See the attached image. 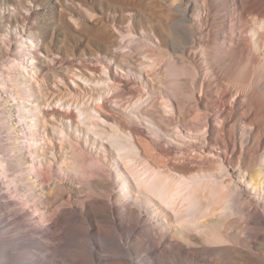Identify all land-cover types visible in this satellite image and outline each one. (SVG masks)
Returning <instances> with one entry per match:
<instances>
[{
    "label": "bare ground",
    "instance_id": "bare-ground-1",
    "mask_svg": "<svg viewBox=\"0 0 264 264\" xmlns=\"http://www.w3.org/2000/svg\"><path fill=\"white\" fill-rule=\"evenodd\" d=\"M191 2H182L180 12L172 8V11L181 13L183 26L179 32H187L185 37H179L183 47L179 48L172 42L170 44V49L181 56L187 52L185 45L200 46V42L194 38L195 24L189 18L197 6V0L195 4ZM207 16L204 19L206 25ZM226 23L230 25L226 40L230 50L242 45L258 55L264 51V14L246 16L241 28L244 32L240 30V34L237 33L240 37L234 34V24L229 21ZM235 38H239L238 41ZM149 44L157 46L151 41ZM157 48V52L168 50L165 46ZM170 56L165 54L166 59ZM258 58L255 57V60ZM177 60L180 64L177 67L182 69V75L178 74L186 75L190 66L186 65L182 57ZM137 64L151 71L152 66L147 60ZM87 68L90 71L87 75L73 74L89 83L106 85L107 81H111L101 70ZM172 68L169 70L176 75V68ZM191 70L195 79L201 81L198 92H189V95L178 91L174 86L178 80L171 83L175 89L171 87L165 97L159 98L163 104L169 102L174 105L178 124L187 141L185 145H166L167 149L160 147L159 153L152 142L147 140L145 146L148 152L143 156L137 151L136 144L128 138L130 132L115 128L107 120H104L109 125L106 130L93 124L94 132L100 136L106 135L112 145H120V139H124L131 152L120 155V162L113 163L115 178L91 181L92 185L104 189H117L111 197L114 207L93 196L91 193L94 190L86 183H77V194L84 190L91 192L85 217L75 213L66 199L68 194L63 192L64 187L57 186L55 179L54 185L59 192L49 194L44 200L40 199L38 188L42 182L50 183L54 175L47 169L41 175L35 174L36 162L30 159L32 153L28 132H0V177L4 178V183L0 182V264H264V173L258 168L259 164L264 166V126L253 122L249 116L257 92L264 90V72L248 59V64L239 65L235 69L233 76L239 80V84L230 90L228 83L225 84L227 78L220 80L211 73L212 80L208 81L203 68L194 65ZM256 71L260 72L259 76L253 75ZM168 73L171 72H166V75ZM223 86L225 88L222 89ZM219 90H222L220 98L211 97L210 107H216L229 115L232 123L214 127L210 119L214 120L216 114L212 113L210 107L203 110L197 95L201 98L205 91L216 93ZM109 92L110 88L104 91V95H96L92 88H87L83 94L102 108L99 102L103 103ZM238 94L245 108L249 109L248 112L237 113ZM9 99L16 101L0 89V128L10 124L13 119L6 112ZM142 99L143 96L139 95L133 107ZM155 100L142 106L140 113L146 116L151 134L158 137V133L165 130L157 118L146 113ZM23 106V110H33ZM183 107H189L197 113L196 116L187 119L182 112ZM78 112L81 123L85 122L82 120L85 115L88 118L95 117L85 114L80 108ZM23 117H27L28 124L33 123L32 116ZM227 128L228 140L224 136ZM52 131L63 137L66 134L63 125H53ZM219 134H222L221 138ZM158 139L163 142L160 136ZM138 141L142 139L138 138ZM19 147L24 151H18ZM101 164L97 161L95 167L105 169ZM77 170L82 169L78 167ZM3 185L6 186L5 190ZM65 200L68 201V208L56 214ZM47 217H53L54 230L62 229L59 230L60 241L57 244L41 240L47 233L42 224ZM89 232L97 239L89 235ZM73 240L75 243H72Z\"/></svg>",
    "mask_w": 264,
    "mask_h": 264
},
{
    "label": "rangeland",
    "instance_id": "rangeland-1",
    "mask_svg": "<svg viewBox=\"0 0 264 264\" xmlns=\"http://www.w3.org/2000/svg\"><path fill=\"white\" fill-rule=\"evenodd\" d=\"M184 1L0 0V89L16 99L15 102L9 99L10 103L6 104V112L13 119L10 124L1 127L0 132L7 133L10 130L16 134L24 130L28 132L32 153L30 159L36 162L35 174L41 175L42 171L47 169L54 175L50 183L42 182L38 188L40 199L48 198L49 194H57L59 192L57 186H63V192L68 194L66 199L73 206L75 213L79 217H85L88 212L86 204L91 199L89 197L91 192L84 190L77 194L76 188L77 183L79 185L86 183L94 190V193H91L93 196L114 207L111 197L117 189L111 187L104 189L92 185L91 181L115 178L113 163H119L120 155L130 153L131 148L124 139H120V145H112L106 135L100 136L94 132L93 124H98L100 129L106 130L109 125L104 120H107L115 128L130 132L128 138L136 144L137 151L143 156L148 152L145 146L147 140H150L156 151L161 153L160 147L167 149L168 145L182 146L187 143L183 137L182 127L178 124L174 105L169 102L163 104L159 98L165 97L174 86L185 94L198 92L201 81L195 79L191 66L203 68L208 81L212 80L211 73L220 80L227 78L225 84L228 83L230 90L239 84V80L233 76L235 69L239 65L248 64V59L255 62L261 72H264V51L258 55L242 45L230 50L226 42L229 34L227 28L230 26L226 21L234 24V34L238 36L246 16L264 14V0H197V6L189 18L195 24L194 38L200 42V46L185 45L187 52L181 56L177 51L175 54L170 49V44L172 42L179 48L184 45L179 37H185L187 32H179L183 22L180 19L181 13L177 12ZM194 1L191 3L195 4ZM172 3L173 7L170 5ZM174 7L178 10L172 11ZM206 15L207 25L204 21ZM238 39L235 38L237 41ZM149 41L159 47L165 46L168 50L162 48L161 52H157L159 51L157 46L150 45ZM258 45L261 47L260 43ZM141 52H145V56L141 55ZM166 53L171 55L170 58L166 59ZM178 57H182L184 62H187L186 65L190 66L184 77L180 76L182 69L178 68L180 65ZM255 57L259 58L255 60ZM144 60L151 64V71L137 64ZM87 67L101 70L111 81H107L106 85L98 82L89 83L73 74L75 72L87 75L90 73ZM169 67H173L171 70L176 68L174 69L176 75ZM259 71L253 72V75L259 76ZM166 72L171 73L166 75ZM172 74L173 76L168 77ZM177 77L178 79H174ZM178 80L180 83L175 82L174 86L171 84ZM87 88H92L96 95H104V91L110 88L104 102H99L102 108L83 94ZM263 91L260 89L257 92L253 106L248 110L253 122L264 126ZM221 94L222 90L216 93L205 91L203 97L197 95V99L200 100L201 108L206 110L212 103L211 97L218 99ZM139 95H142L143 99L133 107ZM154 99L156 100L149 105L146 113L157 118L158 123L164 128V132L158 133L163 142L158 139L159 136L151 134L146 116L140 113L141 107ZM236 100L237 113L248 112L239 94ZM23 105L33 110L31 112L23 110ZM78 108L85 114H92L95 117L88 118L85 115L82 119L85 122L81 123ZM209 109L216 114L214 120L210 119L214 127L232 123L230 116L221 110L216 107ZM182 112L189 120L197 114L189 107H183ZM24 115L32 116L33 123L28 124L29 120L23 117ZM53 125H63L65 136L53 133ZM212 132L215 133V130ZM228 135L227 128L224 134L226 140ZM221 136L222 134H219V138ZM138 138L142 141L139 142ZM21 149L23 148L19 147L18 151H24ZM97 161H100L106 170L95 167ZM78 167L82 170L78 171ZM258 168L264 173L263 165L259 164ZM3 179L0 177L2 184ZM54 179L58 183L57 186L54 185ZM3 187L5 190L6 186ZM63 203L62 207H58L56 214L63 208H68V201L65 200ZM77 215L75 216L78 217ZM48 218L42 223L47 233L41 240L57 244L62 229L54 230L53 217ZM89 235L97 239L92 232H89Z\"/></svg>",
    "mask_w": 264,
    "mask_h": 264
}]
</instances>
